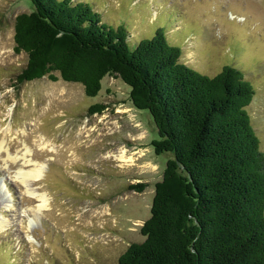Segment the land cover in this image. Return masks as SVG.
Instances as JSON below:
<instances>
[{
  "label": "rangeland",
  "instance_id": "rangeland-1",
  "mask_svg": "<svg viewBox=\"0 0 264 264\" xmlns=\"http://www.w3.org/2000/svg\"><path fill=\"white\" fill-rule=\"evenodd\" d=\"M81 1L102 22L123 25L132 44L161 26L181 47V60L201 73L239 69L255 90L247 110L264 152V0ZM33 8L30 0H0V143L13 154L31 148L32 158L45 163L34 186L47 194L49 207L32 229L37 242L27 241L30 215L22 213L36 200L17 178L20 161L10 164L0 148V199L21 210L16 216L13 207L0 206L13 221L0 231V264H118L129 243L144 239L140 226L172 153H155L151 141L159 135L152 116L134 106L130 86L116 75H105L88 97L81 83L58 72L57 80L15 82L27 55L14 50V20ZM95 104L101 111L90 110ZM77 129L89 138L74 137ZM40 136L52 139L55 150L42 148ZM120 148L134 165L117 160ZM137 182L146 184L140 192L130 187Z\"/></svg>",
  "mask_w": 264,
  "mask_h": 264
},
{
  "label": "trees",
  "instance_id": "trees-1",
  "mask_svg": "<svg viewBox=\"0 0 264 264\" xmlns=\"http://www.w3.org/2000/svg\"><path fill=\"white\" fill-rule=\"evenodd\" d=\"M30 1L33 10L14 20V50L27 55L15 82L57 80L58 72L88 97L116 75L151 114L155 153H172L140 226L144 239L118 264H264V152L247 110L255 90L242 72L201 73L161 26L132 44L123 25L102 22L86 1Z\"/></svg>",
  "mask_w": 264,
  "mask_h": 264
},
{
  "label": "bare ground",
  "instance_id": "bare-ground-1",
  "mask_svg": "<svg viewBox=\"0 0 264 264\" xmlns=\"http://www.w3.org/2000/svg\"><path fill=\"white\" fill-rule=\"evenodd\" d=\"M64 94L65 93L63 91H61L59 95H64ZM57 98H58V96H57ZM5 129H6V127H5ZM77 130H78V132L75 133L74 137L77 138L80 136H84V137L86 136V138H89V135L87 136V135L83 134L82 129L81 130L77 129ZM8 131H9V128H8ZM38 139L41 140V145H42L41 147L42 148L47 147L50 144L52 145V143H53L52 139H47L44 136H40V138H38ZM3 145H5V144L2 141L0 143V148H1V150L4 149V152L7 156V159H8V161H10V164L11 163L15 164V162L20 161V166L16 170L17 178H18L19 182L21 183V185L23 186L24 192L28 196H30L31 198H34L36 200L33 207H28L22 213V214H26V211L28 210L29 215H30V216H28L27 222H26V228L28 231L27 235H26V239H27V241L36 243L37 241L31 232L33 231L32 229L35 228V226H37L39 224V218H40L41 212L43 210L48 209L49 201H48L47 194H45L44 192H40V191L36 190L34 183H35V181L39 180L42 177L43 171H44L46 165L43 161H38V160H35L32 158L33 152L31 150V148H26L25 151L21 154H18V153L13 154V153H11L9 146H6L4 148ZM49 150H55L54 146L52 145ZM125 152H126L125 149L120 148L119 152L117 154V160L123 161V164L125 166L126 165H134V162H133L134 158L132 157V155H127V153H125ZM1 186L3 187V184ZM3 191H4L3 192L4 195H10L9 191H6V190H3ZM0 206H2L3 208H7V207L12 208L13 207V205H11L7 202H3L1 199H0ZM13 211H15V213L16 212L18 213V215H16L14 213L16 216L21 215V213H19L21 210L19 211L16 207H13ZM83 215H85V214H83ZM12 219H13V217H12ZM12 222L13 221L11 219H8V218L4 217L3 215H1L0 216V231L5 230V228H7L8 225L11 224Z\"/></svg>",
  "mask_w": 264,
  "mask_h": 264
}]
</instances>
